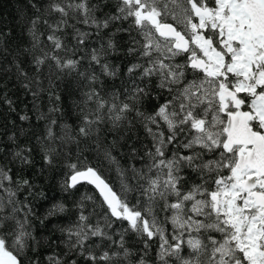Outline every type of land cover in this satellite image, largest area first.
Masks as SVG:
<instances>
[{
  "label": "snow or ice",
  "instance_id": "1",
  "mask_svg": "<svg viewBox=\"0 0 264 264\" xmlns=\"http://www.w3.org/2000/svg\"><path fill=\"white\" fill-rule=\"evenodd\" d=\"M29 6L36 12L25 19L27 44L9 51L0 32V61L34 99L44 91L45 69L50 86L54 69L69 96L79 94L71 105L82 114L75 131L63 124L57 134L58 121L39 114L48 120L40 150L50 168L75 143V161L60 160L66 168L60 189L73 196L87 184L98 193L72 201L74 219L59 228L65 250L47 264H264V0ZM118 33L127 34L123 45ZM112 57L127 61L125 79ZM8 72L0 63V74ZM101 125L116 134L111 144L101 140ZM137 125L149 144L131 146L128 155L142 166H121L113 149ZM89 140L114 168L118 190L83 156L81 141ZM32 153L28 145L11 153L9 164L20 166L15 175L0 164V264H25V253L40 245L34 211L18 199L34 187L19 175L34 164ZM69 211L56 201L41 223Z\"/></svg>",
  "mask_w": 264,
  "mask_h": 264
},
{
  "label": "trees",
  "instance_id": "2",
  "mask_svg": "<svg viewBox=\"0 0 264 264\" xmlns=\"http://www.w3.org/2000/svg\"><path fill=\"white\" fill-rule=\"evenodd\" d=\"M29 4L30 0H0V32H3L6 36L9 51L18 44L26 45L28 42L25 19L36 12ZM41 30L43 31L42 26ZM116 39L123 45V42L127 40V34L118 33ZM91 46H97L95 39L91 41ZM11 59L12 56L9 55L8 60ZM111 59L114 63L122 65L121 78L125 79L123 76V64H126L127 61H122L118 57H112ZM0 63H3L5 68H9L7 74H0V164L11 167L15 175L20 166L18 164H9L12 159L11 153L16 150L17 146L28 145L33 149L34 164L20 171L19 175L30 179L34 187L31 194H29L27 189L20 191L18 199L30 204L34 211V216L32 217L33 233L37 240L40 241V245L33 251H27L24 259L25 264H28L29 259H38L41 264H47V257L54 253L59 255L65 250L59 228L68 225L74 219L75 209L71 207L72 201L79 200L83 195L98 197L94 187L87 184L78 186L73 196H67L60 189V184L66 172V168L60 160L70 159L73 162L75 161L77 154V145L75 143L67 144L65 146L67 155L58 158L56 165L50 168L44 165L40 150L48 120L40 119L39 114L50 115V118L58 121L57 126L54 128L57 134L63 131L60 126L63 124L70 125L72 130L75 131L82 114L72 108L71 105L73 100L79 98V94L75 93L69 96L70 89L66 87L65 80L63 78L57 79L54 69H52L50 86L48 79L49 70L45 69L43 78L44 91L34 99L31 92L22 86V81L15 77L11 65L3 61H0ZM115 83L119 85V81ZM55 95H60L61 100L55 101ZM50 96L52 97L51 100ZM6 100L12 101L11 107ZM152 103L155 104L156 101ZM54 106H59L63 111L49 114V108ZM150 109L151 105H149ZM25 114L29 116V119L21 120L20 116ZM115 135V133L108 130L107 126L101 125L102 141L111 144ZM120 135L123 138L117 141L113 154L120 161L121 166L127 167L130 163H135L137 167L142 166V162L139 160L131 161L128 153L131 146L141 149L143 144H149L143 128L137 125L132 131L122 132ZM38 137L41 139L38 140ZM86 145L87 151H84L83 156L87 157L88 163L93 167L99 168L101 173L112 183L113 187L118 190L119 181L114 168L110 167L107 162L101 161L93 148L91 140L87 142L81 141L80 149H84ZM140 154H143L142 151ZM56 201L66 202L70 211L61 216L49 217L44 220V223H41L52 203ZM98 204L99 201L97 200V213L100 212ZM87 206L91 210L92 202H87ZM95 219L96 217H93V222H95ZM131 239L129 237V240Z\"/></svg>",
  "mask_w": 264,
  "mask_h": 264
}]
</instances>
